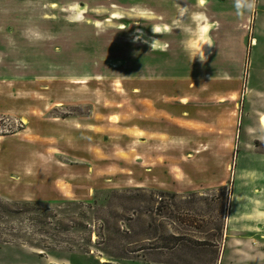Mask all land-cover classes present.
Masks as SVG:
<instances>
[{"label": "rangeland", "instance_id": "obj_1", "mask_svg": "<svg viewBox=\"0 0 264 264\" xmlns=\"http://www.w3.org/2000/svg\"><path fill=\"white\" fill-rule=\"evenodd\" d=\"M194 3L0 0V264L257 262L264 0L210 62Z\"/></svg>", "mask_w": 264, "mask_h": 264}, {"label": "crops", "instance_id": "obj_2", "mask_svg": "<svg viewBox=\"0 0 264 264\" xmlns=\"http://www.w3.org/2000/svg\"><path fill=\"white\" fill-rule=\"evenodd\" d=\"M195 7L197 8V14L203 16V22L200 24L203 31H207V39H204V43L207 41L208 43H211V47L215 48L214 53H211L210 56H208V60L205 62H210L213 60V58H222V57H229L228 53L226 52L227 49H229L232 46V43L235 41H238L240 44H238L242 49H246L247 45L251 42L252 39H255L253 36L250 38L251 32L254 28L252 13L245 14L240 20H235V17L240 13H246V11L249 9V6L251 7V12L253 8L254 0H194ZM249 4L244 11V5ZM247 25V26H246ZM167 27V25H164ZM208 26H212L210 29H206ZM250 26V27H249ZM156 28H161L160 25L156 24L154 25ZM250 28V29H249ZM250 30V31H249ZM237 31L239 36V40L234 37V32ZM206 40V41H205ZM256 41V40H255ZM206 42V45H207ZM246 42V43H244ZM224 49L222 52L219 49ZM245 56L242 55V62L244 63ZM223 59V58H222ZM215 62V60L213 61ZM212 62V63H213ZM252 91L255 94H260L261 92L253 89L248 90ZM247 93V92H246ZM252 93V94H253ZM184 101V100H183ZM260 118L258 119V123H260L259 126H261L263 129L261 133H257V140H259L264 145V125L261 123V117L264 115V112L260 114ZM253 130V127L246 126L244 134L246 135L248 131ZM247 142V136L244 138ZM247 163L246 165L250 167L251 163L254 165V169H258L260 172V175L262 176V182L259 185L260 191V197L262 199V207H264V154L257 155H247ZM251 162V163H250ZM251 169V168H249ZM240 193V192H239ZM236 196H240L238 193H236ZM262 237H264V233H262ZM256 238V237H255ZM238 241H243L245 244H248V240H254V237H240L236 239ZM251 244V243H249ZM247 248H241L240 246H236L235 248H232V251H230L229 254L234 255L235 257L238 256H244L245 259L242 260V262H230V264H258L260 261V264H264V249H260L258 253L256 254L258 257L257 262L254 263L253 257L255 254L249 253L247 254ZM224 254V253H223ZM223 256V255H222Z\"/></svg>", "mask_w": 264, "mask_h": 264}, {"label": "trees", "instance_id": "obj_3", "mask_svg": "<svg viewBox=\"0 0 264 264\" xmlns=\"http://www.w3.org/2000/svg\"><path fill=\"white\" fill-rule=\"evenodd\" d=\"M0 208L9 213L18 212L13 210V205L3 203L2 201H0Z\"/></svg>", "mask_w": 264, "mask_h": 264}, {"label": "bare ground", "instance_id": "obj_4", "mask_svg": "<svg viewBox=\"0 0 264 264\" xmlns=\"http://www.w3.org/2000/svg\"><path fill=\"white\" fill-rule=\"evenodd\" d=\"M261 123L264 125V115L261 117ZM62 189L65 190V186H63Z\"/></svg>", "mask_w": 264, "mask_h": 264}]
</instances>
